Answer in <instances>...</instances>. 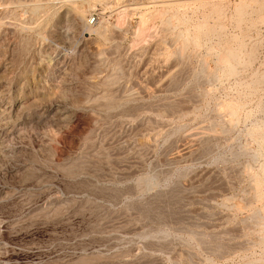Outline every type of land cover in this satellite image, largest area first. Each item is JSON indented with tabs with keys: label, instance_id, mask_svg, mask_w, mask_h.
Masks as SVG:
<instances>
[{
	"label": "rangeland",
	"instance_id": "obj_1",
	"mask_svg": "<svg viewBox=\"0 0 264 264\" xmlns=\"http://www.w3.org/2000/svg\"><path fill=\"white\" fill-rule=\"evenodd\" d=\"M79 4L0 0V92L68 111L0 151L10 264L264 260V0Z\"/></svg>",
	"mask_w": 264,
	"mask_h": 264
},
{
	"label": "bare ground",
	"instance_id": "obj_2",
	"mask_svg": "<svg viewBox=\"0 0 264 264\" xmlns=\"http://www.w3.org/2000/svg\"><path fill=\"white\" fill-rule=\"evenodd\" d=\"M33 1V0H32ZM49 1V0H48ZM80 2V1H79ZM31 3V2H30ZM92 3V0L90 2V0H81V4H89ZM6 4V3H5ZM66 4V3H65ZM81 4H79L81 6ZM26 5V4H25ZM24 5V6H25ZM35 5V3H34ZM22 7V6H21ZM20 7V8H21ZM29 7V6H28ZM14 8V7H13ZM24 8V7H23ZM77 8V5L75 7H70L68 6L67 8H64L61 12V19H70V20H73L75 17L77 18L78 17V12L77 10L79 9H76ZM18 9H19V6H18ZM27 9V8H26ZM34 9V8H33ZM37 9V8H35ZM34 9V10H35ZM90 9V8H89ZM33 10V11H34ZM31 11V10H30ZM79 11V10H78ZM36 13V11H34ZM28 13V12H27ZM33 14V13H32ZM81 15V14H80ZM79 15V16H80ZM160 15V14H159ZM82 16V15H81ZM35 17V16H34ZM63 19V24L64 23H67V21L69 20H66L64 21ZM81 20V19H80ZM144 20V19H143ZM75 21V20H74ZM77 21V20H76ZM144 24V23H142ZM1 25V24H0ZM19 25V24H18ZM70 25V24H69ZM68 25V26H69ZM64 27H67L65 24L63 25ZM6 27V26H5ZM10 27V26H8ZM115 31V30H114ZM66 32V31H64ZM139 34V33H138ZM140 35V34H139ZM70 35L67 33H58L56 35V41L58 42V46L60 48H63L66 44H68V42L70 41ZM76 42V41H75ZM26 47V46H25ZM186 47H184V50H185ZM94 49V48H93ZM98 49V48H97ZM73 50V49H72ZM102 50V49H101ZM181 50V49H179ZM90 51V50H89ZM97 51V50H96ZM62 52V51H61ZM101 52V51H100ZM183 54V53H182ZM98 55V54H97ZM23 56V55H22ZM181 58V57H180ZM100 61V60H99ZM217 62V61H216ZM215 62V63H216ZM104 63V62H103ZM117 63V62H116ZM34 64V63H33ZM59 64V63H58ZM116 65V64H115ZM102 66V65H101ZM106 67V66H105ZM116 67V66H114ZM113 68V67H112ZM106 69V68H105ZM110 72H111V68L109 69ZM168 70V69H167ZM109 72V71H108ZM121 72V71H120ZM172 72V71H171ZM170 72V73H171ZM125 73V72H124ZM168 72V75L170 74ZM111 74V73H110ZM109 74V75H110ZM108 75V73H107ZM116 76V73L114 74ZM167 77V75H166ZM106 78V77H105ZM107 78H110V77H107ZM114 79V78H113ZM161 79V78H160ZM112 80V79H111ZM158 80V79H157ZM92 81V80H91ZM117 81V80H115ZM160 81V80H159ZM162 82V81H161ZM172 82V80H171ZM86 83V82H85ZM165 83V82H164ZM163 83V84H164ZM102 84V83H101ZM115 84V83H114ZM104 84L100 85V86H103ZM168 85V84H167ZM176 85V84H175ZM99 86V85H98ZM99 86V87H100ZM156 87V86H153L152 87V90L153 88ZM69 89V88H68ZM123 89V88H122ZM148 89V88H147ZM139 90V89H138ZM136 90V91H138ZM149 90V89H148ZM14 91V90H13ZM56 91V90H55ZM144 91V89H143ZM156 91V90H155ZM153 91V93L155 92ZM3 93V92H2ZM2 93L0 92V151L3 153V151H5L9 144V142L11 141H14V140H18V139H22V137L25 135L26 131L31 129V128H36V129H42V128H45L47 127V125L49 126L51 123L53 124H57L58 122L60 123L62 121V118L64 119L65 117L63 116L64 114L68 113L66 107H55L54 104L55 102L54 101H51L53 103V105H51L47 100L46 98H43V96H41V98L43 99H40L38 100V98L40 97L39 95H37L38 93L36 91H33V95H32V91L30 92V94L32 95L31 97H24L23 95H20V94H15V95H12L11 98H6L5 95H2ZM126 93V92H125ZM143 93V92H142ZM145 93H146V89H145ZM144 93V94H145ZM4 94V93H3ZM29 94V93H28ZM130 94V93H129ZM147 94V93H146ZM152 94V93H151ZM148 95V94H147ZM150 95V94H149ZM10 96V95H9ZM104 96L103 94H99V96H97L98 98H96V101H99V100H102L104 99ZM49 97V96H48ZM117 97L118 94H117ZM36 98V100H35ZM125 98V97H124ZM130 98V97H129ZM188 98V97H187ZM94 99V98H92ZM91 99V100H92ZM47 102H46V101ZM57 100V99H56ZM81 100V99H80ZM107 100V99H106ZM124 100V99H123ZM127 100V99H126ZM182 100V98H181ZM50 101V100H49ZM68 101V100H67ZM85 101V100H84ZM92 102V101H91ZM101 102V101H100ZM107 102V101H106ZM195 102V101H194ZM49 103V104H48ZM58 103V102H57ZM113 103V102H112ZM68 104V103H67ZM89 104V103H88ZM111 104V103H110ZM166 104V103H165ZM86 105V103H85ZM61 106V105H60ZM155 107V106H154ZM163 107V106H162ZM221 107V106H220ZM152 108V107H151ZM223 108V107H221ZM81 109V108H80ZM145 109V108H144ZM218 109H220L218 107ZM134 111V110H133ZM218 111V110H217ZM224 111V108L223 110H221L220 112L222 113ZM166 112V111H165ZM118 114V113H116ZM67 115V114H66ZM90 115V114H89ZM132 115V114H131ZM68 116V115H67ZM125 116V115H124ZM224 116V115H223ZM218 117V116H217ZM228 118V116H226ZM94 118V117H93ZM61 120V121H60ZM66 120V118L64 119ZM63 120V121H64ZM221 120V119H220ZM228 120V119H227ZM62 121V122H63ZM91 121V119H90ZM231 121V120H230ZM93 122V121H92ZM67 123V122H66ZM229 123V121H228ZM51 124V125H53ZM144 124V123H143ZM198 125V124H197ZM196 125V126H197ZM57 126V125H56ZM55 126V127H56ZM142 126V125H141ZM195 126V127H196ZM194 127V128H195ZM198 127V126H197ZM214 127V126H213ZM54 128V127H53ZM136 128V127H135ZM134 128V129H135ZM138 128V127H137ZM199 128H201L199 126ZM198 128V129H199ZM205 128V127H204ZM46 129V128H45ZM198 129L196 128V130L198 131ZM104 130V129H103ZM200 130V129H199ZM191 131V130H190ZM195 131V130H193ZM47 132V131H46ZM91 132V130L89 131ZM88 132V134H89ZM132 132V131H131ZM143 132V131H142ZM186 133V132H185ZM190 133V132H188ZM188 133L186 134L187 137H188ZM192 133V132H191ZM198 133V132H196ZM194 134V133H193ZM93 135V133L91 134ZM121 135V134H120ZM125 135V134H124ZM131 135V134H130ZM190 135V134H189ZM192 135V134H191ZM196 135V134H195ZM199 135V134H198ZM86 136V135H85ZM88 136V135H87ZM185 136V135H184ZM183 136V137H184ZM112 137V136H111ZM133 137V136H132ZM198 137V136H197ZM43 138V137H42ZM83 138V137H82ZM85 138V137H84ZM93 138V137H92ZM123 138H126V137H123ZM189 138V137H188ZM194 138V137H193ZM190 137V144H191V141L192 139ZM196 139V138H195ZM194 139V140H195ZM35 140V139H34ZM38 140V139H37ZM42 140V139H41ZM83 140V139H82ZM109 140V139H108ZM106 140V141H108ZM120 140V139H119ZM134 140V139H133ZM188 140V139H187ZM193 140V141H194ZM24 141V140H23ZM81 141V140H80ZM121 141V140H120ZM186 141V140H184ZM98 142V141H97ZM127 142V141H126ZM105 143V142H104ZM181 143V142H180ZM49 144V143H48ZM10 145V144H9ZM129 145V144H128ZM180 145V144H179ZM79 146V145H78ZM107 146V145H106ZM138 146V145H137ZM186 146V145H185ZM189 146V145H188ZM187 146V147H188ZM37 147V146H36ZM88 147V146H87ZM184 147V146H183ZM16 148V147H15ZM189 148V147H188ZM199 148V147H198ZM14 149V148H13ZM78 149V148H77ZM123 149V147L121 148V150ZM187 149V148H186ZM194 149V148H193ZM85 150V149H84ZM183 150V149H182ZM7 151V150H6ZM29 151V150H28ZM104 151V150H103ZM11 152V151H10ZM125 152V150H124ZM7 153V152H6ZM108 153V152H107ZM115 153V152H114ZM113 153V154H114ZM9 154V153H8ZM11 154V153H10ZM119 154V153H118ZM117 154V155H118ZM125 153L121 154V155H124ZM143 154V153H142ZM180 154V153H179ZM182 154V153H181ZM180 154V155H181ZM1 155V154H0ZM3 155V154H2ZM119 155V156H121ZM4 156H7L6 154ZM89 156V155H88ZM87 156V157H88ZM110 156V155H109ZM116 156V155H115ZM174 156V155H173ZM179 157V156H178ZM78 158V157H77ZM80 160H81V157H79ZM83 158V157H82ZM96 158V156H95ZM102 158V157H101ZM176 158V157H175ZM97 159V158H96ZM131 159V158H130ZM133 159V158H132ZM137 159V158H136ZM79 160V159H78ZM188 160V159H187ZM21 161V160H20ZM103 161V160H102ZM183 161V160H182ZM14 162V161H13ZM16 162V161H15ZM171 163V162H170ZM7 164V163H6ZM82 164V163H81ZM88 164V163H87ZM96 164V163H95ZM132 164V163H131ZM134 164V163H133ZM74 165V164H73ZM80 165V164H77V166ZM83 165V164H82ZM92 165V164H91ZM69 166V165H68ZM87 166V165H86ZM124 166V165H123ZM16 167V166H15ZM14 167V168H15ZM125 167V166H124ZM4 168V167H3ZM8 168V167H7ZM14 171L16 172H19L20 174H23L25 175L26 173H28L29 171V168L27 165H20L18 168H16ZM76 171V170H75ZM246 171V170H245ZM5 173V172H4ZM63 174V173H62ZM67 175V174H66ZM82 175V174H81ZM202 175V174H201ZM1 177V176H0ZM4 178V177H3ZM39 180V179H38ZM44 180V179H43ZM49 180V179H48ZM201 180V179H200ZM120 181V180H119ZM198 181V180H196ZM195 181V182H196ZM202 181V180H201ZM194 182V183H195ZM36 184V183H35ZM260 188H263L264 189V181L261 182L260 184ZM0 204L8 197V189H5L3 188V186H0ZM24 187V186H23ZM195 187V186H194ZM25 188V187H24ZM27 188V187H26ZM16 189V188H15ZM22 189V188H21ZM14 190V189H12ZM190 190V189H189ZM187 191V190H186ZM256 191V190H255ZM20 192V191H19ZM195 192V191H194ZM253 192V191H252ZM59 193V192H58ZM197 193V192H196ZM30 194V193H29ZM36 194L37 195H40L41 196H44L45 198L47 199H51L52 195H50V191L47 189V187L45 186H40L38 187V189L36 190ZM60 194V193H59ZM35 195V194H34ZM76 195V194H75ZM203 195V194H202ZM50 197V198H49ZM195 197V196H194ZM43 198V199H45ZM190 198V197H189ZM46 199V200H47ZM59 199V198H58ZM201 199V198H200ZM8 200V199H7ZM195 200V199H194ZM249 200V199H248ZM22 201V200H21ZM205 201V200H204ZM39 202V201H38ZM73 202V201H72ZM201 202V201H200ZM209 202V201H208ZM224 202V201H223ZM15 204V203H14ZM39 204V203H38ZM20 206V205H19ZM60 207V205H59ZM79 207V206H78ZM235 208V207H234ZM14 209V208H13ZM18 208H16L15 210H17ZM34 209V208H33ZM40 209V208H38ZM33 210V211H29V212H25L26 214H24V217L21 218L20 221H28V219L30 220L31 218L33 217H36V216H41L42 217V214H47L48 213V208L46 209H42V210ZM26 210V209H25ZM18 211V210H17ZM28 211V210H27ZM50 212V211H49ZM52 213V212H51ZM64 213V212H63ZM57 214V213H56ZM54 214V215H56ZM22 215V214H21ZM73 215V214H72ZM18 217V216H17ZM40 217V218H41ZM1 218V217H0ZM15 218V217H14ZM20 218V217H19ZM51 218V217H50ZM23 219V220H22ZM2 220V219H1ZM13 220V219H12ZM19 221V223H21ZM17 222V221H16ZM14 222V223H16ZM24 222V221H23ZM40 223V221H39ZM9 224V223H8ZM27 224V223H26ZM32 224V223H31ZM4 225V224H3ZM12 226V223L11 225ZM7 227V226H6ZM9 227V226H8ZM23 227V226H22ZM2 229V227H1ZM6 229V228H5ZM263 229V228H262ZM16 230V229H15ZM264 231V230H262ZM259 233H263V232H259ZM23 245V244H22ZM5 245H4V242L1 241L0 239V264H10V261H9V257L6 256L7 254L5 253ZM81 256V255H80ZM91 257V256H90ZM93 257V256H92ZM95 257V256H94ZM106 258H109V257H106ZM116 258V257H115ZM119 258V256H118ZM130 258V257H129ZM53 259V258H52ZM65 259V258H64ZM107 260V259H106ZM72 261V260H71ZM85 261V260H84ZM70 262V261H69ZM68 262V263H69ZM76 262V261H75ZM53 263V262H52ZM71 263V262H70ZM73 263V262H72ZM71 263V264H72ZM79 263V262H78ZM81 264V263H80ZM125 264V263H124ZM250 264H264V260H260L259 262L258 261H255V262H251Z\"/></svg>",
	"mask_w": 264,
	"mask_h": 264
},
{
	"label": "built area",
	"instance_id": "obj_3",
	"mask_svg": "<svg viewBox=\"0 0 264 264\" xmlns=\"http://www.w3.org/2000/svg\"><path fill=\"white\" fill-rule=\"evenodd\" d=\"M89 22H92L93 23V19L89 20Z\"/></svg>",
	"mask_w": 264,
	"mask_h": 264
}]
</instances>
